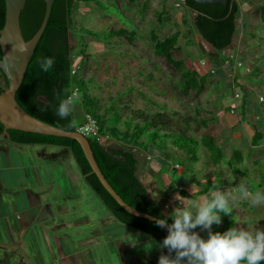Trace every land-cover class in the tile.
Segmentation results:
<instances>
[{
    "label": "rangeland",
    "instance_id": "1",
    "mask_svg": "<svg viewBox=\"0 0 264 264\" xmlns=\"http://www.w3.org/2000/svg\"><path fill=\"white\" fill-rule=\"evenodd\" d=\"M153 1L155 0H148V10L142 13L139 12L142 8L141 4L136 5L131 0H92L90 3L82 4L75 11L73 20L76 24L75 28L80 32L71 35L70 44L75 54L87 55L85 59L82 57L83 66L78 74V77L84 80L86 91L98 98L103 109L114 107V113L118 114L122 122L127 118L133 119L129 116L133 113L134 116L140 113L151 116L162 113L169 122L167 129L170 132L183 131L186 135L196 138H200L203 133H209L217 138L226 158H229L234 150L242 152L244 161L240 168L243 174L235 177L231 176L230 169L224 163V165L212 167L208 163V153L204 149L199 151L200 161L194 166L193 172L189 164L182 162L180 157H175L174 160L173 155H170L171 152L169 157L173 161L167 168L160 167L158 156L153 154L152 158L148 157V177H146L143 175V161L138 159L137 178L148 188L152 199L155 193L158 194L159 198L155 200L160 206L165 204V200L159 183L168 190L170 205L180 199L178 188L200 190L194 196L181 199L180 207H188L192 201L201 202L207 197L202 193L206 179L213 181L218 189L225 192L235 194L234 190L240 184H245L252 192H264L261 188L264 178V158H262L264 154V67L261 65L264 63V20L260 16L264 13V8L259 6V4L264 6V0H235L241 9L238 17L240 33L233 38L228 49L222 52H216L201 40L193 26L194 16L188 10L182 6L175 7L173 0H166L170 8L162 7L161 1L158 3ZM164 12L167 14L165 15ZM118 29L127 31L135 39L130 42L121 38L99 37V35L105 36L110 30ZM85 31L96 33V36H91ZM177 31L181 32L184 38H180L178 48L172 51V57L183 62L187 68L202 70L201 75L211 71L204 89L198 94L191 91L188 95H184L178 88L181 70H173L166 64L164 58L153 56L154 38L162 40ZM78 36L80 38L77 40ZM228 67L234 71L227 74L224 69ZM237 82L242 84L244 90L242 98L235 93ZM0 86H4L1 77ZM236 100L244 103V118L239 116ZM231 106L234 108L233 113L227 110ZM76 110L78 108L75 106V121H78L82 112ZM107 115L112 116L113 113L109 112ZM201 120L206 121V126L200 123ZM135 123L138 124L137 120L134 121L133 127L136 126ZM121 129L124 130V127ZM255 131L260 132L263 139L257 147H252L250 137ZM105 145L113 149H131L110 139L106 140ZM20 148L31 153L33 160L24 159V162L33 166L39 163L42 166L47 165V161L35 157L43 150L47 153L63 154L55 160L54 166L50 165V168H55L58 174L63 173L57 174L55 182L61 184L63 180L69 182L70 179L74 182L73 184L78 182L79 172L67 150L53 146H10V154L17 153L16 151ZM58 160L61 162H57ZM18 162L22 164L20 159ZM16 164L15 161L10 160L9 179L13 185L12 190L0 192V200L7 203L6 208L0 210V218L8 217L7 221H15L19 215L7 206L9 203L16 201L21 210L26 208L19 203L18 199L21 195H25L28 201L36 199L33 192L25 191L22 194L17 190L19 184L15 185V182L20 181L15 177ZM180 176H185L187 180ZM51 181H54V178L51 177ZM212 191L210 190L207 195ZM60 196L61 193L46 191L42 197L46 202L49 198L48 206L46 209L43 206L40 207L42 209L39 211L37 205L40 204L37 202L34 206L27 205L37 209L38 218L44 217L41 221L50 220L53 217L57 219L67 211L68 216L75 214L94 219V221L112 220L102 202L84 184L82 199L74 204V208L72 205L66 207L62 202L55 201ZM245 202L246 200L237 199L232 207L237 228L245 229L243 223L248 218L252 219L249 211L250 203ZM253 208L258 212V218L263 216L259 214L264 207ZM6 211L7 214H5ZM256 215L257 213L254 217ZM257 223L260 224V221L258 220ZM114 224L117 226V223ZM260 225L261 227L264 225V220H261ZM124 230L129 231L132 236L125 238V243H131L133 246L135 263L140 264L136 258H140V253L147 248L154 250L148 260V264H151L150 262L154 264L163 249L138 231ZM134 240L138 245L144 240L146 243L134 249ZM8 257L10 262L17 261L16 256L8 255Z\"/></svg>",
    "mask_w": 264,
    "mask_h": 264
},
{
    "label": "trees",
    "instance_id": "2",
    "mask_svg": "<svg viewBox=\"0 0 264 264\" xmlns=\"http://www.w3.org/2000/svg\"><path fill=\"white\" fill-rule=\"evenodd\" d=\"M173 1L174 3L177 1V5L182 6L195 15L193 18L195 32L205 43L212 44L216 52L228 49L232 39L240 33L238 17L241 9L235 0H228L226 6L219 4L203 6L196 4L192 0H183V2L181 0ZM90 2L92 0L54 1L46 28L27 66L22 83L16 91L15 100L21 109L31 117L68 132H76L85 123L87 118L94 119L98 125L99 138L88 137L87 140L93 157L108 184L133 209L153 217H164L167 219V223L170 224L172 223L171 213L174 214L176 210L181 209L179 201L194 196L200 190H194L193 188L183 190L178 188L177 192L179 190L180 199L175 204L170 205L168 203L169 192L159 183L163 191V199L165 200V204L160 206L155 199L150 197L145 185L135 175L137 162L131 149L143 151L148 155L149 159L153 157V154L154 156H158L161 168L170 167L173 159L169 157V154L172 152L170 155H173L174 160L175 157H180L182 162L189 164L192 172L194 166L200 161L199 151L204 149L208 153V163L212 167L225 164L230 169L231 176L233 177L243 174L240 168L244 161L243 154L241 151L234 150L231 156L226 158L217 138L209 133H203L200 138H196L186 135L183 131L170 132L167 129V127L169 128V122H167V118L162 113L153 116L142 113L134 116L133 113L129 115L133 119L129 120L130 118H127V120L122 122L118 114L114 113V107L111 106L108 109H103L100 106L98 98L91 96L86 91L84 80L78 77L81 70L75 76H71L72 68L80 66L82 69L83 58L85 59L87 56L84 53L75 54L74 48L70 44L71 35L80 32V30L75 28L76 24L73 17L75 11L82 4L85 5ZM259 6L264 8L260 4ZM44 9L45 4L43 0H26L19 16V25L24 41L30 40L38 30L43 18ZM4 15V1L0 0V30L4 25ZM260 16L264 20V13H261ZM85 33L96 36V33L86 31ZM183 36L181 32L177 31L162 40L154 38V45L152 46L153 56L164 58L166 64L171 66L173 70H181V80L179 81L178 88L184 95H188L191 91L198 94L204 89L211 71L209 70L204 75H201L202 70L187 68L183 62L172 57V51L178 48L179 40ZM99 37L108 39L121 38L127 41L135 39L134 36L129 35L123 29L110 30L105 36L99 35ZM79 38L78 36L77 40ZM77 45H79L78 42ZM44 57H52L55 61L53 67L48 72H42L38 63ZM227 61L229 60L227 59ZM261 65L264 67V63ZM224 70L227 74L234 71L230 67ZM0 77L4 82V86H0V93H2L7 83L1 72ZM235 85L237 86L236 95H240L242 98L244 96L242 84L237 82ZM74 89L78 96V99L74 103L82 114L78 117V121H75V111L67 119H61L56 115V108L59 102L57 98L58 94L59 98H65V95H70ZM41 98H45L47 103L41 101ZM237 98L239 99V97ZM235 103L238 106L239 116L244 118V103H241L239 100H236ZM227 110L232 113L234 112L232 106ZM109 112L113 113V115L108 116ZM136 120L138 124L135 123L136 126L133 127V123ZM200 123L204 126L207 124L204 120H201ZM120 126L124 127V130ZM2 133L3 127L0 124V140L2 139ZM8 134L10 135L9 142L17 145L53 146L67 150L82 177V183L97 196L114 221L146 235L150 241H153L157 245L167 235V231L157 227L155 223L133 217L118 206L91 172L79 145L75 141L20 131H8ZM105 138L124 144L131 149L108 148L105 145ZM250 138L251 146L257 147L263 139V135L255 131ZM179 165L177 166L180 167ZM186 177L182 176L181 178L187 180ZM224 182L226 183V181ZM203 184L202 193L207 197H209L207 193L210 190L218 189L216 184L209 179H206ZM261 186V188H264V178ZM247 204L249 203L247 202ZM250 207L249 211L252 219L248 218L243 223L245 227L247 225H255L254 221L256 219L254 216L257 211L251 205ZM220 215L221 223L212 226L213 233L220 232L223 234L229 228L236 227L237 223L232 209L228 215L224 213ZM195 231L202 238H207V231H201L199 228ZM165 250L167 251V249ZM261 264H264V262H261Z\"/></svg>",
    "mask_w": 264,
    "mask_h": 264
},
{
    "label": "crops",
    "instance_id": "3",
    "mask_svg": "<svg viewBox=\"0 0 264 264\" xmlns=\"http://www.w3.org/2000/svg\"><path fill=\"white\" fill-rule=\"evenodd\" d=\"M131 1L136 5L138 3L141 4L142 8L139 12L142 13L148 10V0ZM159 1H161L162 7L168 6L166 0H155L153 2L158 3ZM177 4L178 2L176 1L174 6H178ZM168 7L170 8L171 6ZM164 14L166 15L167 12H164ZM193 16L195 15L193 14ZM135 29L138 30V28ZM76 111L78 112L80 109L78 108ZM10 146L48 147L17 145L6 139L0 140V192L12 190L13 185L9 179L10 160H12L17 163L15 177L20 181L15 182V185L19 184L17 190L22 192V194L25 191L33 192L32 194L36 198L32 201L26 200L25 195H21L22 199L21 197L20 199L17 198L21 205L26 206V208L24 207L21 210H19L16 201L7 205L19 215L15 218V221H7L8 217L5 219L4 216L0 218V264H138L135 263L136 256L132 252L133 246H131V243H125V238L132 237L129 231L124 230L129 228L122 226L112 218L111 221H109L110 219L94 221V219L76 216L75 214L68 216L67 211L57 219L53 217L50 220L41 221L44 217L38 218L36 210L38 209L39 211L42 206L46 209L48 206L47 202H49V198L46 202L42 195L46 191L61 193V196L55 201L62 202L66 207L72 205V208H74V204L82 199V177L79 174L76 184H73L74 182L71 179L69 182L63 180L62 183L64 184H58L55 182L58 173L55 168L51 169L50 165L54 166L55 160L59 158V155L63 154L47 153L43 150L35 157L36 159L47 161V165L42 166L39 163V165L33 166L24 162V159L33 160L31 153H27L23 148H20L16 151L17 153L13 152L10 154ZM131 152L137 162L135 175L137 176L138 159H141L143 161V175L148 177V155L138 149H131ZM262 158H264V154ZM19 159L22 161L21 165L18 162ZM57 162L61 161L58 160ZM61 174L59 173L58 175ZM51 177L54 178V181H51ZM36 202L40 205H37V209H34L35 207L33 208V206ZM6 204V202L0 200V210L5 209ZM27 204H32L33 206ZM5 214H7V211ZM261 214L263 216L258 218L257 212L256 220L254 221L255 225H247L245 229L253 230L254 228H259L264 230V225L262 227L260 225L261 220H264V210L260 211L259 215ZM258 220L260 224L257 223ZM114 223H117V226H114ZM142 242L138 245L137 241L134 240V249L145 244L146 240ZM141 250H143L142 247ZM151 252L154 253V250L146 248L144 252L140 253L141 259H136L140 264H148ZM162 252L164 254L167 251L163 249ZM8 255L16 256L17 261L14 263L10 262ZM150 263L153 264L152 262ZM154 264H158V258Z\"/></svg>",
    "mask_w": 264,
    "mask_h": 264
},
{
    "label": "clouds",
    "instance_id": "4",
    "mask_svg": "<svg viewBox=\"0 0 264 264\" xmlns=\"http://www.w3.org/2000/svg\"><path fill=\"white\" fill-rule=\"evenodd\" d=\"M42 72H48L54 65L52 57L38 61ZM56 115L67 119L75 111L77 94L59 98ZM232 192L213 190L201 202L192 201L190 206L171 213L172 223L164 217H154L157 227L167 230V235L159 243L160 249H167L158 257V264H261L264 262V230H245L231 227L226 232H212L213 225L221 223V213L228 215L237 199L247 200L251 206H264V192H252L245 184H240ZM153 196V194H152ZM154 199H158L155 193ZM207 231L202 238L195 231ZM174 253V255H173Z\"/></svg>",
    "mask_w": 264,
    "mask_h": 264
},
{
    "label": "water",
    "instance_id": "5",
    "mask_svg": "<svg viewBox=\"0 0 264 264\" xmlns=\"http://www.w3.org/2000/svg\"><path fill=\"white\" fill-rule=\"evenodd\" d=\"M3 1L5 6V15L4 25L0 30V72L5 78L7 85L5 90L0 93V124L3 127L1 138L9 141L10 135L8 134V131H20L56 138H66L75 141L79 145L91 172L96 176L103 189L118 204V206L133 217L154 223L153 216L133 209L127 205L111 188L102 175L93 157L87 138L77 132L64 131L39 121L31 117L17 104L15 100L16 91L22 83L27 66L34 54V50L44 33L55 0H43L45 9L41 24L36 33L28 41H24L19 25V16L24 8L26 0ZM192 1L203 6L215 4L226 6L228 2V0ZM233 40L234 39H232V41ZM207 44L213 48L212 44ZM40 100L47 103L45 98H41Z\"/></svg>",
    "mask_w": 264,
    "mask_h": 264
},
{
    "label": "built area",
    "instance_id": "6",
    "mask_svg": "<svg viewBox=\"0 0 264 264\" xmlns=\"http://www.w3.org/2000/svg\"><path fill=\"white\" fill-rule=\"evenodd\" d=\"M181 2H183V0H181ZM80 70H81L80 66H75L71 70V76H75ZM72 93L77 94V92H76L75 89L71 92V94ZM76 132L79 133V134H81L85 138H88V137L95 138V139L99 138L97 122L94 119H91V118H87L86 121H85V123H83L76 130ZM105 139L107 140V138H105Z\"/></svg>",
    "mask_w": 264,
    "mask_h": 264
}]
</instances>
